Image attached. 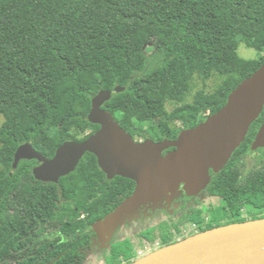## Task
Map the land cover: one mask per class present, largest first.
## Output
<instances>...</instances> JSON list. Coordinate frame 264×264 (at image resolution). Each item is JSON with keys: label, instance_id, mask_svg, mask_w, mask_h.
<instances>
[{"label": "trees", "instance_id": "obj_1", "mask_svg": "<svg viewBox=\"0 0 264 264\" xmlns=\"http://www.w3.org/2000/svg\"><path fill=\"white\" fill-rule=\"evenodd\" d=\"M240 42L262 54L241 57ZM263 64L264 0H0V264H131L147 243L156 250L186 229L196 234L193 224L214 212L180 188L164 211L102 243L93 223L136 182L108 178L91 152L59 182H43L38 160L14 167L15 152L29 141L53 157L65 141L86 139L99 128L88 118L93 97L116 86L125 89L104 107L135 138L176 139ZM196 77L204 87L189 101ZM263 120L264 111L204 190L232 222L264 217V147H252Z\"/></svg>", "mask_w": 264, "mask_h": 264}, {"label": "water", "instance_id": "obj_2", "mask_svg": "<svg viewBox=\"0 0 264 264\" xmlns=\"http://www.w3.org/2000/svg\"><path fill=\"white\" fill-rule=\"evenodd\" d=\"M124 89L116 86L93 97L88 118L99 128L86 139L65 141L53 157H47L32 142H24L16 150L13 162L17 167L23 159H36L39 164L33 170L35 178L59 182L91 152L108 178L134 180V191L93 223L102 243L109 241L118 223L145 203L174 194L182 185L188 196H198L208 187L212 171L224 169L264 111V64L230 93L220 110L198 125L184 128L176 139H137L126 130L104 107ZM252 147H264V120ZM242 235H249V240L238 241ZM263 240L264 217L232 222L158 248L131 264H264V245L258 242Z\"/></svg>", "mask_w": 264, "mask_h": 264}, {"label": "rangeland", "instance_id": "obj_3", "mask_svg": "<svg viewBox=\"0 0 264 264\" xmlns=\"http://www.w3.org/2000/svg\"><path fill=\"white\" fill-rule=\"evenodd\" d=\"M152 49H153L152 44L148 45L146 47V50L148 52L152 51ZM238 52H239L241 57L246 58V59L259 58L260 55L262 54V52H260L259 50L247 46L244 42H240ZM194 84H195L194 85L195 88L192 91V93L189 94V96H188L189 101H192V99L194 97V93L198 89L204 87L202 80L198 77H196V79L194 80ZM213 88H214V80H209L207 82V90H212ZM169 108H172V105H169ZM3 122H4V117L2 115H0V127L3 124ZM0 146H1V144H0ZM1 166L2 165L0 163V167ZM176 194H178V192H176L174 194L162 195L157 201H149V202L145 203L144 205H142L141 207H139L138 209L129 213L120 223H118L115 226V228L112 231L111 236L114 233L115 234H117V233L122 234V233L127 232V229L131 224H133L135 221L137 222V220H140V218H142L146 215L151 216L152 213H155L156 211L157 212L164 211L167 207V203L169 204V201H170V203H173L175 199L176 200L178 199V195L176 196ZM194 197L201 198V199L205 200V206L212 209L214 212V218L212 217V214H207L205 216V222L201 223L203 226L206 223H211V222L214 223L215 225H219V226L232 223V217L230 216L229 212L227 211L225 203L219 197H216V196L211 197V196H208L205 194L199 195V196H194ZM182 198L184 200L188 201V198H185L184 195L182 196ZM171 207L173 210L174 204ZM192 229H197L196 234L202 232V231H200V227L195 228V225ZM192 235L193 234H191V231L189 229H186L184 235L182 237H180L178 240H182V239L190 237ZM98 249H99V245L96 244L95 245V251H97ZM141 249L143 250L144 254L142 256H140L139 258H142L143 256H146L147 254L154 251L155 247L150 245L147 252H146L145 248H141ZM95 264H105V262H103L101 259H97Z\"/></svg>", "mask_w": 264, "mask_h": 264}, {"label": "built area", "instance_id": "obj_4", "mask_svg": "<svg viewBox=\"0 0 264 264\" xmlns=\"http://www.w3.org/2000/svg\"><path fill=\"white\" fill-rule=\"evenodd\" d=\"M246 214H245V212H244V214L242 215V216H245ZM198 223V224H197ZM207 224V223H206ZM205 224V225H206ZM194 225H195V228H197V227H200L202 224L201 223H199V222H195L194 224H193V227H194ZM199 225V226H198ZM197 230V229H196ZM150 243H147L146 244V246H144L143 248H145L146 249V252H147V250H148V248L150 247ZM144 254V252H143V250L141 249V250H139L138 251V253H137V256H136V259H138L140 256H142Z\"/></svg>", "mask_w": 264, "mask_h": 264}, {"label": "bare ground", "instance_id": "obj_5", "mask_svg": "<svg viewBox=\"0 0 264 264\" xmlns=\"http://www.w3.org/2000/svg\"><path fill=\"white\" fill-rule=\"evenodd\" d=\"M250 236L249 235H242L240 237L237 238L238 241L240 242H243V241H246V240H249ZM259 244H262L264 245V240L263 241H258Z\"/></svg>", "mask_w": 264, "mask_h": 264}, {"label": "flooded vegetation", "instance_id": "obj_6", "mask_svg": "<svg viewBox=\"0 0 264 264\" xmlns=\"http://www.w3.org/2000/svg\"><path fill=\"white\" fill-rule=\"evenodd\" d=\"M38 164H39V162L37 163V165H38ZM37 165H36V166H37ZM36 166H35V167H36ZM182 188L184 189V192L186 193L185 188H184L183 185L181 186V189H182ZM203 194H204V191H202V193H201L200 195H203ZM198 196H199V195H198ZM243 212H244V211H243ZM243 214H244V213H243ZM245 214H246V213H245ZM96 237H97V235H96ZM119 264H121V263H119Z\"/></svg>", "mask_w": 264, "mask_h": 264}]
</instances>
